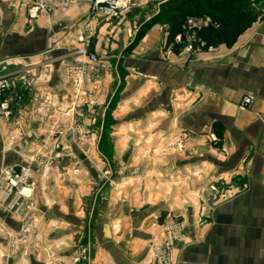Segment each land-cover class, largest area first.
I'll return each instance as SVG.
<instances>
[{"label":"crops","instance_id":"0c3cea01","mask_svg":"<svg viewBox=\"0 0 264 264\" xmlns=\"http://www.w3.org/2000/svg\"><path fill=\"white\" fill-rule=\"evenodd\" d=\"M33 1L11 2L8 20L32 27L0 35L16 75L0 77V158L30 179L0 199V264H157L169 224L172 264H264V0L231 44L188 55L152 20L166 0H128L119 17L91 0L31 15ZM87 64L80 95L68 70ZM104 132L117 166L106 180L92 165Z\"/></svg>","mask_w":264,"mask_h":264},{"label":"built area","instance_id":"2783aa9c","mask_svg":"<svg viewBox=\"0 0 264 264\" xmlns=\"http://www.w3.org/2000/svg\"><path fill=\"white\" fill-rule=\"evenodd\" d=\"M66 0L62 1L65 4ZM128 0H91L92 10L97 14H101L106 17H119L124 13V10L128 6ZM46 4L44 0H34L32 4L28 6V11L31 15H35L45 8ZM208 17L204 16H190L185 19L182 27V31L176 33L173 40L179 47L180 55H188L195 52L198 49L204 48L207 52H215L216 45L206 44L204 40L197 36V31L208 23ZM77 39L80 42H85L87 36L85 34H78ZM78 51L87 56L89 64L98 60V55L95 52L87 50L86 45H82L78 48ZM73 72H77V75L73 78V82L80 95H86V89L84 84L90 77L88 64L85 66L71 67L68 70V75ZM252 102V97L248 94L241 96L239 100V107L246 108ZM30 184L29 175L24 167H16L12 164H4L0 167V199L8 193H23L25 186ZM30 226L24 227L25 232H29ZM175 228L172 224H169L165 228L166 236L156 241L153 246L154 254L157 264H172V252L170 238L173 237ZM11 244L19 243L26 240L24 234H10L6 232Z\"/></svg>","mask_w":264,"mask_h":264},{"label":"trees","instance_id":"16d2710c","mask_svg":"<svg viewBox=\"0 0 264 264\" xmlns=\"http://www.w3.org/2000/svg\"><path fill=\"white\" fill-rule=\"evenodd\" d=\"M258 14L254 0H166L152 20L164 24L167 37L172 39L182 31L187 17H208V23L197 31V36L206 44L216 45L231 44ZM15 89L12 87V92ZM216 135L220 139L219 131Z\"/></svg>","mask_w":264,"mask_h":264},{"label":"rangeland","instance_id":"374dc122","mask_svg":"<svg viewBox=\"0 0 264 264\" xmlns=\"http://www.w3.org/2000/svg\"><path fill=\"white\" fill-rule=\"evenodd\" d=\"M14 1H17V0H0V12L2 11V8H6V11H7L5 16L0 18V35L2 34V38H3L4 33L6 32V28H9L10 30H7V31H9L10 34H12L13 32L14 33H16V32L24 33L32 27V22H30V21L28 22L27 16H25V15H22V16L18 15V18H17L18 22L21 18L23 20L22 22H19V24H20L19 27L16 28V27L12 26L11 23H9L8 20L10 19V17H14L15 11H12V9H11V8H14L11 6V2L13 3ZM13 70H14V67L12 65H7L6 68H3L2 65H0V77L1 78L7 77V79L13 80L16 77ZM110 112H111V106H109L106 109V113H105V116L103 118V123H104V126L106 128L109 127V125L113 121L112 117L110 115L111 114ZM109 139H110L109 133L104 132L102 134L101 139H100V147L98 150H96V155H94V157L99 156L100 158H102V160L100 159L101 161L98 162L99 164H92L94 167V170H96V172H97L96 174L101 175L104 178V180H106V178H108V177L112 178V176L117 172V169H115V167L117 168V166L113 161L114 151L112 149V146L110 144ZM86 151L88 152V158H90V160L91 159L94 160L93 155H91L92 151L91 150H86ZM125 151H126L125 149L122 150L121 154H124L123 152H125ZM73 156H74V159L77 160V162H79L81 164V167L86 169L82 160L78 159L76 154H73ZM94 163H95V161H94ZM86 171L88 172L87 169H86Z\"/></svg>","mask_w":264,"mask_h":264},{"label":"water","instance_id":"95a60500","mask_svg":"<svg viewBox=\"0 0 264 264\" xmlns=\"http://www.w3.org/2000/svg\"><path fill=\"white\" fill-rule=\"evenodd\" d=\"M5 164V162H2V160H1V158H0V167L2 166V165H4Z\"/></svg>","mask_w":264,"mask_h":264}]
</instances>
